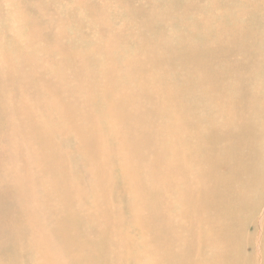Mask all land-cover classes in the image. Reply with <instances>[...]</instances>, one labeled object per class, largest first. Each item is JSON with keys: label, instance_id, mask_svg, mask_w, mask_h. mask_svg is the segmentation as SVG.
<instances>
[{"label": "bare ground", "instance_id": "obj_1", "mask_svg": "<svg viewBox=\"0 0 264 264\" xmlns=\"http://www.w3.org/2000/svg\"><path fill=\"white\" fill-rule=\"evenodd\" d=\"M0 264H264V0H0Z\"/></svg>", "mask_w": 264, "mask_h": 264}, {"label": "rangeland", "instance_id": "obj_2", "mask_svg": "<svg viewBox=\"0 0 264 264\" xmlns=\"http://www.w3.org/2000/svg\"><path fill=\"white\" fill-rule=\"evenodd\" d=\"M8 5H9V7H10V4L9 3H7ZM174 258V257H173ZM174 259H176V258H174Z\"/></svg>", "mask_w": 264, "mask_h": 264}]
</instances>
